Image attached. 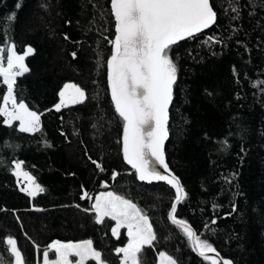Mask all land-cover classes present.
I'll list each match as a JSON object with an SVG mask.
<instances>
[{
	"label": "trees",
	"instance_id": "1",
	"mask_svg": "<svg viewBox=\"0 0 264 264\" xmlns=\"http://www.w3.org/2000/svg\"><path fill=\"white\" fill-rule=\"evenodd\" d=\"M211 3L216 23L170 53L177 79L165 154L187 194L176 216L234 264H264V0ZM114 36L111 0H0V45L10 40L18 54L34 49L15 94L41 115L37 132L20 131L18 122L7 126L0 116V254L12 264L8 235L26 264H36L52 241L83 239L93 241L107 264H120L115 249L127 242L126 229L117 238L114 221L97 223L94 212L84 211L106 189L148 215L157 240L145 247V264H159L161 250L179 264H210L169 219L175 189L140 181L123 158V120L107 80ZM68 81L86 98L57 111ZM5 92L0 82V97ZM16 159L43 193L21 191ZM84 192L93 199H82Z\"/></svg>",
	"mask_w": 264,
	"mask_h": 264
},
{
	"label": "snow or ice",
	"instance_id": "2",
	"mask_svg": "<svg viewBox=\"0 0 264 264\" xmlns=\"http://www.w3.org/2000/svg\"><path fill=\"white\" fill-rule=\"evenodd\" d=\"M111 12L115 20V37L109 41L113 47L106 61L107 79L115 111L123 120V158L140 181H166L175 189L169 219L183 231L194 252L210 264H233L230 259L220 257L212 243L203 239L186 220L177 218V205L187 194L178 177L164 175L154 166L158 164L168 169L164 142L168 136V109L177 79V66L170 54L172 46L216 23L217 13L211 0H111ZM8 19L14 20L15 13ZM33 52L29 46L23 54H18L16 45L10 40L0 45V82L6 86V92L0 97V116L4 117L3 123L7 126L19 122L22 132L40 131L41 115L30 110L15 94L17 78L30 71L25 59ZM71 55L75 58L76 53ZM59 96L60 103L55 105L57 111L82 103L86 92L75 83H65ZM13 163L18 183L21 177L27 182L21 191L30 197L45 191L29 172L23 170L22 161ZM93 163L103 171L100 163ZM118 175L114 172L113 179ZM81 198L93 199L87 192ZM84 211L94 212L97 223H103L106 218L114 221L111 233L117 238L121 229H126L127 244L115 249L120 264H145L143 251L146 246H153L157 236L148 215L133 200L112 191L101 192L94 197L91 208ZM4 243L10 256L14 257V264H26L16 239L9 236ZM50 254H54L55 259H49ZM89 262L107 264L92 240H55L43 250V264ZM0 264L12 262L0 254ZM159 264H179V261L160 252Z\"/></svg>",
	"mask_w": 264,
	"mask_h": 264
},
{
	"label": "rangeland",
	"instance_id": "3",
	"mask_svg": "<svg viewBox=\"0 0 264 264\" xmlns=\"http://www.w3.org/2000/svg\"><path fill=\"white\" fill-rule=\"evenodd\" d=\"M28 48V47H27ZM26 48V49H27ZM26 51V50H25ZM23 54V53H22ZM66 83H73V82H71V81H68V82H66ZM62 88H63V86H62ZM61 91V90H60ZM31 110V109H30ZM18 126H19V122H18ZM15 161H22V160H20V159H16ZM13 168H14V166H13ZM23 170L24 171H27V169L24 167V165H23ZM27 172H29V171H27ZM30 173V172H29ZM31 174V173H30ZM32 175V174H31ZM33 176V175H32ZM17 177V176H16ZM34 177V176H33ZM35 178V177H34ZM18 179V178H17ZM36 180V179H35ZM19 187L20 188H22V187H26L27 186V182H25L24 180H23V178L21 177V178H19ZM36 182L39 184V185H41L37 180H36ZM106 191H112V192H115V191H113V190H110V189H106V190H100V191H98V192H96V194L94 195V197L95 196H97V195H99V193H101V192H106ZM115 193H117V192H115ZM118 194V193H117ZM118 195H120V194H118ZM122 196V195H121ZM126 198V197H125ZM133 202H135V201H133ZM92 203H94V199H93V201H92ZM139 207H140V205L137 203V202H135ZM141 208V207H140ZM114 226H115V224H114ZM113 226V227H114ZM9 236H11V235H8L7 237H9ZM7 237L5 238V241H6V239H7ZM11 237H13V236H11ZM14 238V237H13ZM15 239V238H14ZM84 240H90V239H83V240H68V241H72V242H79V241H84ZM68 241H62V242H68ZM127 244V242L124 244V245H126ZM124 245H121V246H119V247H122V246H124ZM95 247V246H94ZM96 248V247H95ZM97 249V248H96ZM98 250V249H97ZM160 252H165L164 250H161V251H159L158 252V254H157V262L159 263V253ZM167 253V252H166ZM168 254V253H167ZM49 259H55V255L54 254H50V256H49ZM73 259V261H75V259L76 258H72ZM13 264H14V257H13ZM36 264H43V252H42V255H41V258H40V260H38L37 262H36Z\"/></svg>",
	"mask_w": 264,
	"mask_h": 264
},
{
	"label": "water",
	"instance_id": "4",
	"mask_svg": "<svg viewBox=\"0 0 264 264\" xmlns=\"http://www.w3.org/2000/svg\"><path fill=\"white\" fill-rule=\"evenodd\" d=\"M215 11V10H214ZM115 37V36H114ZM108 80V79H107ZM109 89H110V87H109ZM111 94V93H110ZM171 104V103H170ZM169 107H170V105H169ZM168 122H169V109H168V121H167V131H168ZM167 139H168V136H167ZM167 139L165 140V142H164V155H165V162L167 163V160H166V154H165V145H166V142H167ZM167 165H168V163H167ZM154 166L157 168V170L158 171H160L162 174H164V175H169V174H174L176 177H178L171 169H170V167H169V165H168V169L167 170H165V169H163L160 165H158V164H154ZM179 178V177H178ZM179 180H180V178H179ZM143 182H148V181H143ZM151 182H158V180H154V181H151ZM162 182H165V183H167L166 181H162ZM149 183V182H148ZM180 183H181V180H180ZM168 184V183H167ZM181 185H182V183H181ZM171 186V185H170ZM175 202V199H174V201H173V203ZM172 203V204H173ZM170 210H171V208H170ZM169 213H170V211H169ZM179 219V218H178ZM192 226V225H191ZM193 227V226H192ZM194 229V228H193ZM195 230V229H194ZM218 251V250H217ZM219 252V251H218ZM220 253V252H219ZM220 257H222V258H226V259H230V258H228V257H224V256H222L221 254H220ZM231 260V259H230ZM232 261V260H231ZM233 262V261H232ZM233 264H234V262H233Z\"/></svg>",
	"mask_w": 264,
	"mask_h": 264
}]
</instances>
